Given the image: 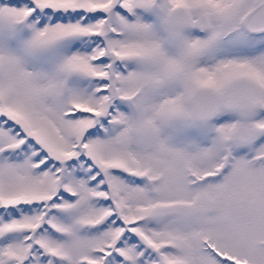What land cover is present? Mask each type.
Returning a JSON list of instances; mask_svg holds the SVG:
<instances>
[{"label": "snow or ice", "instance_id": "6c2138e0", "mask_svg": "<svg viewBox=\"0 0 264 264\" xmlns=\"http://www.w3.org/2000/svg\"><path fill=\"white\" fill-rule=\"evenodd\" d=\"M0 264H264V0H0Z\"/></svg>", "mask_w": 264, "mask_h": 264}]
</instances>
